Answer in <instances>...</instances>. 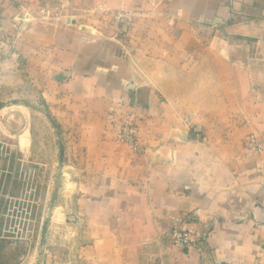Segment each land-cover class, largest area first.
<instances>
[{
  "label": "crops",
  "instance_id": "obj_1",
  "mask_svg": "<svg viewBox=\"0 0 264 264\" xmlns=\"http://www.w3.org/2000/svg\"><path fill=\"white\" fill-rule=\"evenodd\" d=\"M122 10L135 19L127 40ZM63 11L69 63L44 48L46 87L92 224L87 264H264V0H70ZM131 113L138 150L117 140ZM252 134L262 151L247 147ZM175 225L197 231L200 250H176Z\"/></svg>",
  "mask_w": 264,
  "mask_h": 264
},
{
  "label": "rangeland",
  "instance_id": "obj_2",
  "mask_svg": "<svg viewBox=\"0 0 264 264\" xmlns=\"http://www.w3.org/2000/svg\"><path fill=\"white\" fill-rule=\"evenodd\" d=\"M49 4L58 6L50 10ZM69 4L0 0V264H87V246L95 240L67 153L69 140L54 119L55 99L46 87L53 82L54 53L44 48L63 52L60 68L69 63L70 32L59 25ZM236 16L245 23L244 13ZM118 24L127 40L134 28L122 32ZM222 33L229 40L230 28ZM226 52L221 71H230ZM208 66L205 71H215Z\"/></svg>",
  "mask_w": 264,
  "mask_h": 264
},
{
  "label": "built area",
  "instance_id": "obj_3",
  "mask_svg": "<svg viewBox=\"0 0 264 264\" xmlns=\"http://www.w3.org/2000/svg\"><path fill=\"white\" fill-rule=\"evenodd\" d=\"M177 16H181L178 12ZM116 19L122 25V32H131L135 26L133 13L127 10L118 11ZM191 129L200 136L203 129L200 125H190ZM117 140L121 143L129 145L131 148L138 150L139 146V125L133 113L126 115L121 121L117 130ZM247 147L254 151H262L263 145L256 135H250L247 141ZM169 238L172 246L180 252H188L191 250H200L202 236L195 230L175 225L169 232Z\"/></svg>",
  "mask_w": 264,
  "mask_h": 264
}]
</instances>
